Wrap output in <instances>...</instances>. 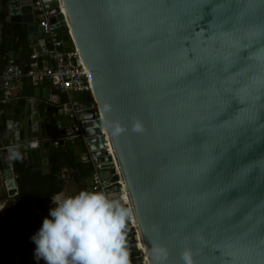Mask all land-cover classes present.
Returning a JSON list of instances; mask_svg holds the SVG:
<instances>
[{"label":"water","instance_id":"95a60500","mask_svg":"<svg viewBox=\"0 0 264 264\" xmlns=\"http://www.w3.org/2000/svg\"><path fill=\"white\" fill-rule=\"evenodd\" d=\"M34 2L0 0V74L9 58L28 60L43 32ZM42 2L65 51L75 48L89 72L91 91L71 97L85 105L101 178L121 184L109 196L132 209L126 233L134 219L146 264L156 247L159 264H184L185 250L193 264H264V0ZM31 110L0 114L6 179L12 148L34 156L73 131L35 101ZM127 243L141 264L133 235Z\"/></svg>","mask_w":264,"mask_h":264},{"label":"crops","instance_id":"0c3cea01","mask_svg":"<svg viewBox=\"0 0 264 264\" xmlns=\"http://www.w3.org/2000/svg\"><path fill=\"white\" fill-rule=\"evenodd\" d=\"M32 86L27 95L18 98L21 88L12 98L16 99V103H11L10 109L6 110L4 105L7 102L3 101L0 79V114L5 112L12 117L19 107L29 117L32 112L31 103L35 101L41 115H52L51 109L62 102L65 95L48 81L39 85L32 83ZM56 117L65 119L62 116ZM69 142L66 140L62 146L50 145L48 148L39 146L34 156L30 151H22L20 147H16L22 158L13 159L10 155L11 178L6 179L0 174V264L5 261L7 264H37L33 254L35 245L30 236L48 215L49 208L54 206L51 204V197L91 190L90 176H86L83 163L80 158H76L79 150L73 149ZM45 152L48 153L47 156L44 155ZM39 264L45 262L41 260Z\"/></svg>","mask_w":264,"mask_h":264},{"label":"clouds","instance_id":"9594fccd","mask_svg":"<svg viewBox=\"0 0 264 264\" xmlns=\"http://www.w3.org/2000/svg\"><path fill=\"white\" fill-rule=\"evenodd\" d=\"M11 157L22 158L15 148ZM51 204L30 236L37 264L41 260L45 264H129L126 221L132 209L123 200L85 189L73 195L57 194ZM153 253L154 264H159L164 249L156 247ZM182 257L184 264H193L187 250Z\"/></svg>","mask_w":264,"mask_h":264},{"label":"built area","instance_id":"2783aa9c","mask_svg":"<svg viewBox=\"0 0 264 264\" xmlns=\"http://www.w3.org/2000/svg\"><path fill=\"white\" fill-rule=\"evenodd\" d=\"M34 14V20L43 29V32L37 40L31 42L28 60L17 63L13 58H9L6 61L0 74L3 101L8 102L15 97V94L22 88L24 79H29L34 85L48 81L58 92L64 94L65 99L51 109V114L62 116L74 124L73 131L67 140L82 139L86 146L85 151L79 154V158L82 163H90L93 167L90 176L91 190L103 191L110 195L116 188H120L121 184L119 181L110 182L108 179L101 178L97 153L89 148L84 133L83 110L85 105L71 97V93L74 91H91L89 72L75 48L72 51H65L60 36L53 32L49 21L50 15L42 0H35ZM92 107H96L94 102H92ZM56 139L59 137L56 136ZM105 149L111 155L107 142ZM131 226L134 230L126 234L134 236L136 249L140 252V263L146 264L144 250L140 245L135 225L131 223ZM127 246L129 264H137L133 261L132 245L127 243Z\"/></svg>","mask_w":264,"mask_h":264},{"label":"trees","instance_id":"16d2710c","mask_svg":"<svg viewBox=\"0 0 264 264\" xmlns=\"http://www.w3.org/2000/svg\"><path fill=\"white\" fill-rule=\"evenodd\" d=\"M32 83L30 82V80H24V85H23V87H22V91L20 92V94H19V96H17L18 98H21V97H23V96H25V95H27L29 92H30V90L32 89ZM64 99H65V97H64ZM5 106V108H6V110H9L10 109V106H11V101H8L7 103H6V105H4ZM69 145L74 149V148H77L78 150H79V154L81 153V152H83V151H85V149H86V146H85V144L83 143V142H80V143H73L72 141H70L69 142ZM77 158V160L79 159V155H78V157H76ZM82 167H83V170L85 171V173H86V176H91V174H92V169H93V167H92V165L90 164V163H83V165H82ZM91 189V188H90Z\"/></svg>","mask_w":264,"mask_h":264},{"label":"snow or ice","instance_id":"6c2138e0","mask_svg":"<svg viewBox=\"0 0 264 264\" xmlns=\"http://www.w3.org/2000/svg\"><path fill=\"white\" fill-rule=\"evenodd\" d=\"M121 6L124 7V8H131V7H134L135 5L123 4ZM198 72H199L198 68L189 69L186 73L178 74V76L175 79L178 81L181 78V76H183L185 78H188V77H191V76H194V75L198 74ZM137 130H141L139 128V125H137ZM189 139L192 142H196L198 140V136H196L195 134H191L189 136ZM261 211L264 212V207H262ZM229 239L233 241V243L230 245V247H234L236 249L235 253H230V254L239 255L243 251V249H242V246L239 244L238 238H236L234 236H230Z\"/></svg>","mask_w":264,"mask_h":264},{"label":"bare ground","instance_id":"6f19581e","mask_svg":"<svg viewBox=\"0 0 264 264\" xmlns=\"http://www.w3.org/2000/svg\"><path fill=\"white\" fill-rule=\"evenodd\" d=\"M132 218H133V216H132ZM132 223H133V224H135V223H134V219H132ZM140 245L142 246V244H141V243H140Z\"/></svg>","mask_w":264,"mask_h":264}]
</instances>
